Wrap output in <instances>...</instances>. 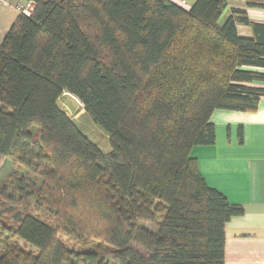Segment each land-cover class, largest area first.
Wrapping results in <instances>:
<instances>
[{
    "label": "trees",
    "instance_id": "1",
    "mask_svg": "<svg viewBox=\"0 0 264 264\" xmlns=\"http://www.w3.org/2000/svg\"><path fill=\"white\" fill-rule=\"evenodd\" d=\"M25 1L32 14L17 13L0 43V165L25 176L12 182L25 209L0 220V264H224L225 224L243 209L206 184L190 151L214 143L215 110L252 113L264 98L252 85L264 83V24L246 13L264 2L220 24L226 0L188 11ZM64 94L107 134L109 153L59 107Z\"/></svg>",
    "mask_w": 264,
    "mask_h": 264
},
{
    "label": "crops",
    "instance_id": "2",
    "mask_svg": "<svg viewBox=\"0 0 264 264\" xmlns=\"http://www.w3.org/2000/svg\"><path fill=\"white\" fill-rule=\"evenodd\" d=\"M169 1L188 11L195 0ZM246 1L264 2L226 0L218 22L230 16V9H245ZM25 2H0V43L17 16L16 7ZM246 13L252 23L264 24V10L246 9ZM236 28L240 37H252L250 27L238 24ZM252 85L264 88V83ZM209 121L215 130L214 143L193 147L190 156L206 184L243 209L241 216L225 224L224 264H264V98L252 113L215 110Z\"/></svg>",
    "mask_w": 264,
    "mask_h": 264
},
{
    "label": "rangeland",
    "instance_id": "3",
    "mask_svg": "<svg viewBox=\"0 0 264 264\" xmlns=\"http://www.w3.org/2000/svg\"><path fill=\"white\" fill-rule=\"evenodd\" d=\"M58 105L90 142L96 145L102 153H109L110 147L107 134L90 120L82 109L80 103L75 98L64 94L59 98ZM20 176H24L23 170L18 168L11 159L3 160L0 165V220L5 223L13 224L18 218L19 213L25 209L21 204L17 205L12 202L17 199L13 192L12 182L14 181V178H19ZM7 197L11 198V201H9ZM33 205L32 200L29 199L26 209H28L33 215L41 217L52 224L50 217L41 212L35 211ZM141 225L147 229H152L149 224ZM18 244L22 243L18 242Z\"/></svg>",
    "mask_w": 264,
    "mask_h": 264
},
{
    "label": "built area",
    "instance_id": "4",
    "mask_svg": "<svg viewBox=\"0 0 264 264\" xmlns=\"http://www.w3.org/2000/svg\"><path fill=\"white\" fill-rule=\"evenodd\" d=\"M0 2H5V0H0ZM34 9V3L32 1L25 2V4L16 7L17 13L29 17Z\"/></svg>",
    "mask_w": 264,
    "mask_h": 264
}]
</instances>
